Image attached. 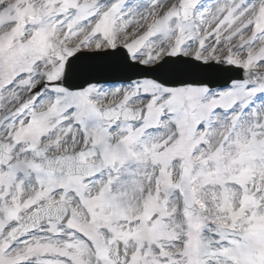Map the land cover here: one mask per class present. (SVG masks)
Segmentation results:
<instances>
[{
    "label": "snow or ice",
    "instance_id": "1",
    "mask_svg": "<svg viewBox=\"0 0 264 264\" xmlns=\"http://www.w3.org/2000/svg\"><path fill=\"white\" fill-rule=\"evenodd\" d=\"M0 264H264V0H0Z\"/></svg>",
    "mask_w": 264,
    "mask_h": 264
}]
</instances>
